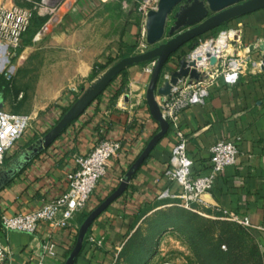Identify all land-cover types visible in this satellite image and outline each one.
I'll return each mask as SVG.
<instances>
[{
    "label": "crops",
    "instance_id": "obj_1",
    "mask_svg": "<svg viewBox=\"0 0 264 264\" xmlns=\"http://www.w3.org/2000/svg\"><path fill=\"white\" fill-rule=\"evenodd\" d=\"M10 4H16L15 0H0V6ZM108 8L106 2L99 0L66 3L61 8L62 24L46 41L31 48L32 52L36 51L31 53L32 59L36 56L37 65L42 67L37 93L39 99L48 101L46 108L49 110L40 107L30 110L34 115L42 114L30 115L33 130L18 142L0 172L12 168L17 158L58 123L62 116L59 118L56 111L63 114L91 86L96 80L92 77L99 65L105 66L111 59L120 60L131 48L136 47L133 55L138 51L145 32V21L141 15H138V22L133 19L126 21L121 41L109 49L103 47V41L96 40L95 33L99 27H93L90 22L107 12ZM99 22L101 19L97 18L95 24ZM229 29H239L243 50L254 47L252 57L264 60V51L261 50L264 45V10L234 20L220 31ZM215 33L205 35L200 41L215 37ZM94 45H100L97 52L88 50ZM190 51L189 46L184 47L170 61V66L174 67ZM28 55L22 56L21 60L27 59ZM149 83L150 78L143 73V65L120 74L49 149L0 190V220L5 215L38 210L48 201L63 195L68 188V174L77 169L76 158L89 154L106 139L119 142L121 150L111 160L108 174L100 182L84 214L92 212L113 194L161 131L147 105ZM6 108L8 105L4 103L3 109ZM180 130L187 139L189 155L195 161L193 173L199 176H206L211 171L210 150L214 144L220 140L237 142V165L218 178L216 187L207 197L209 207L205 210L215 217L221 215L218 209L247 216L252 230L258 234L264 261V70L242 75L236 86L213 87L204 106L188 108L181 114ZM177 142L176 132L170 127L134 176L127 192L93 224L89 235L102 239L103 247L96 248L86 241L76 264H113L119 249H124L126 242L147 218L146 211L154 206L173 203L158 200V197L168 186L165 173ZM80 218L77 223L81 226ZM1 237L10 249L13 264H37L36 253L48 239L58 246V259L54 263L65 264L78 235L74 228L53 230L44 223L34 236L12 233Z\"/></svg>",
    "mask_w": 264,
    "mask_h": 264
},
{
    "label": "built area",
    "instance_id": "obj_2",
    "mask_svg": "<svg viewBox=\"0 0 264 264\" xmlns=\"http://www.w3.org/2000/svg\"><path fill=\"white\" fill-rule=\"evenodd\" d=\"M27 1L31 3V0ZM69 1L40 0L37 3L33 2L31 7L17 4L0 6L1 72L5 73L7 70L3 62L10 57H16L23 47L34 16L47 18L46 23L33 38V44H39L46 41L62 24L61 8ZM101 1L105 3L115 0ZM133 1L137 3V11L145 22L147 13L156 10L158 5V0ZM122 8L129 13L133 12L127 0L122 2ZM220 42L224 43L226 50L219 48ZM230 47L233 49L232 53L227 51ZM148 50L150 48L145 44L143 36L137 54ZM242 50L241 31L239 29L224 30L216 37L201 40L199 46L186 55L185 58L189 64L195 63L189 68L191 71L196 70L199 79L192 80L188 76L176 85L172 83V73L178 71L176 66L183 57L174 67H171L169 62L164 69L158 90L170 84L171 92L169 95L157 94L156 99L163 118L176 132L178 142L172 150L169 167L165 173L168 186L159 195L158 200L171 201L186 211H192L197 207L208 208L207 197L216 187L218 178L227 169L237 165L239 154L237 142L220 140L210 150L212 155L210 173L206 176L194 174L195 161L189 155L187 139L180 130V117L188 108L204 106L213 87L221 85L233 87L239 83L242 75L262 71L263 60H255L248 48ZM212 57L217 59L214 66L211 63ZM156 65V60L144 64L143 73L151 79ZM7 77L11 79L8 74ZM19 98L22 99L23 95ZM56 113L61 118L62 112L56 111ZM30 130H33V118L30 115L14 114L3 108L0 109V171L4 168L9 154ZM120 150L119 142L103 140L89 154L76 158L77 169L68 174V188L63 195L48 201L38 210L26 214L2 216L0 220V264H13L10 249L4 245L2 235L8 237L12 233H24L34 236L44 223L53 230L74 228L78 235L81 227L77 223L78 219L87 210L100 182L108 174L111 160L118 155ZM217 211L227 220L243 228L252 229L253 227L247 216H239L220 209ZM86 241L96 248L103 247V240L92 235H88ZM57 248V244L48 239L36 253L37 264H55L54 261L58 259ZM122 251L123 248H120L113 264L119 263Z\"/></svg>",
    "mask_w": 264,
    "mask_h": 264
},
{
    "label": "water",
    "instance_id": "obj_3",
    "mask_svg": "<svg viewBox=\"0 0 264 264\" xmlns=\"http://www.w3.org/2000/svg\"><path fill=\"white\" fill-rule=\"evenodd\" d=\"M260 10H264V0H158L157 9L147 13L145 22L144 42L150 50L142 54L125 57L108 68L72 104L58 123L43 138L39 139L13 162L12 168L7 172H0L1 190L43 151L49 149L67 128L103 95L120 74L131 67L143 65L153 60L157 61L148 86L146 100L150 114L160 125L161 131L151 140L146 150L126 174L118 189L95 208L82 223L76 245L65 264H76L95 221L127 192L136 173L150 157L157 144L169 132L170 124L163 118L156 96L157 94L169 95L171 92L170 84L158 90L162 73L171 59L186 46H189L193 51L199 46L200 39L205 35L216 32L232 21ZM254 50L255 48L251 47L250 51ZM261 50L264 51V45L261 46ZM186 55L176 66L178 71L172 73L174 85L188 76L192 80L199 79L196 70L191 71L189 68L195 63L189 64L185 58ZM211 63L213 66L216 65L217 59L212 57ZM262 69L264 70V60Z\"/></svg>",
    "mask_w": 264,
    "mask_h": 264
},
{
    "label": "rangeland",
    "instance_id": "obj_4",
    "mask_svg": "<svg viewBox=\"0 0 264 264\" xmlns=\"http://www.w3.org/2000/svg\"><path fill=\"white\" fill-rule=\"evenodd\" d=\"M39 1L31 0L30 3L27 0H15V3L19 6L31 7L33 2ZM75 1L70 0L69 4L71 5ZM123 1L106 2L109 6L107 12L102 13L100 17L92 18L90 22L93 27L95 25L99 27L96 30L95 38L105 43L103 45L105 49H109L113 44L121 41L127 20L133 19L137 22L139 20L137 3L127 0L130 10H133L129 13L122 8ZM7 6H12V4ZM66 10L67 7L63 9V12ZM97 18L101 19V22L95 24ZM142 19L144 18L142 17ZM220 32V29L217 30L215 37ZM106 43L108 44L106 45ZM34 46L32 43L16 57L6 59L3 64L7 66V70L5 73L0 71V77L5 76L10 83L8 93L0 101V105L3 108L4 103H7L6 110L14 114L34 115L30 113V110L39 107L49 110L46 108L48 101L39 99L37 93L42 67L37 65L36 56L34 60L31 57V53L36 52L31 50ZM99 47L100 45H94L88 50L95 49L94 51L97 52ZM28 53V58L21 60V57ZM128 53L126 50L124 55ZM137 53L138 51L134 55ZM7 74L11 76V79L7 77ZM21 95H23L22 99L19 98ZM146 213L147 218L126 242L118 264H217V258H220L221 253H226L228 249L226 244V248L221 246L222 222L236 224L225 218L211 215L205 208L197 207L192 211H186L176 203L154 206ZM249 230H251L250 238L247 237L249 251L254 250L253 252H255L256 249L259 252L252 255L250 264H264L258 234L252 229Z\"/></svg>",
    "mask_w": 264,
    "mask_h": 264
},
{
    "label": "trees",
    "instance_id": "obj_5",
    "mask_svg": "<svg viewBox=\"0 0 264 264\" xmlns=\"http://www.w3.org/2000/svg\"><path fill=\"white\" fill-rule=\"evenodd\" d=\"M46 21H47V18H41V17H38L37 15L34 16L32 27L29 30L27 37L25 38L23 47L18 51V54H20L25 47L31 46V44L33 43V38L35 34L46 23ZM35 26H36V29L34 30ZM135 49L136 47L131 48L127 55H124L119 59L121 60L125 57L133 56ZM116 61H119V60L111 59L107 65L105 66L99 65L94 72L92 80L97 79L104 70H107ZM9 85L10 83L8 82L5 76L0 77V101L4 99L5 95L8 93ZM67 111L68 109H66L63 112L62 117ZM90 213L91 212L85 213L84 215L81 216L80 218L81 225ZM219 217L225 218L222 214L219 215ZM222 225H223V236H222L221 246L226 248V245H227L228 249L226 253H223V254L221 253L220 258H217L216 260L217 264H225V263L226 264H250L252 262V258H251L252 255L259 253L258 250L256 249H255V252H253L254 250L249 251L250 249L247 246V237L250 238L251 230L243 228L242 226L237 225V224L228 223L227 221L222 222Z\"/></svg>",
    "mask_w": 264,
    "mask_h": 264
},
{
    "label": "bare ground",
    "instance_id": "obj_6",
    "mask_svg": "<svg viewBox=\"0 0 264 264\" xmlns=\"http://www.w3.org/2000/svg\"><path fill=\"white\" fill-rule=\"evenodd\" d=\"M104 1H107V0H104ZM219 48L221 50L225 49V46H224V43L223 42H220L219 43ZM226 50V49H225ZM229 53H232L233 52V49L230 47L228 50H227Z\"/></svg>",
    "mask_w": 264,
    "mask_h": 264
}]
</instances>
